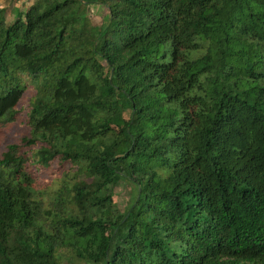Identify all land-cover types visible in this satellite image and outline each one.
Masks as SVG:
<instances>
[{"label":"trees","instance_id":"16d2710c","mask_svg":"<svg viewBox=\"0 0 264 264\" xmlns=\"http://www.w3.org/2000/svg\"><path fill=\"white\" fill-rule=\"evenodd\" d=\"M82 3L108 18L74 41ZM22 76L35 149L0 153V264H61L63 249L87 264H264V0H38L10 23L0 8V124ZM119 97L130 118L115 130ZM55 159L76 179L48 206L27 166ZM119 177L135 195L117 215Z\"/></svg>","mask_w":264,"mask_h":264},{"label":"rangeland","instance_id":"374dc122","mask_svg":"<svg viewBox=\"0 0 264 264\" xmlns=\"http://www.w3.org/2000/svg\"><path fill=\"white\" fill-rule=\"evenodd\" d=\"M37 1L0 0V8L5 12L6 22L10 23ZM79 10L81 15H76L68 20L71 34L75 37L74 41H78L79 35L98 30L106 23L108 18V11L100 5L92 4L88 6L82 3ZM101 64L106 68L104 63ZM21 82L25 86V91L18 104L16 119L11 124H0V153L10 144L21 145V151L28 155L35 149V146L24 145L23 140L28 136L27 113L30 103L36 97L37 87L27 76H22ZM111 115L114 123L113 129L115 130L129 120L130 107L123 98H117ZM27 169L34 179V187L38 196L44 200L46 205L51 206L55 202L54 198L62 192L61 198H69L66 186H70L76 177L74 170L71 171L72 168L68 162H61L59 159H55L50 162L48 167L29 163ZM108 192L112 195V212L118 215L123 214L132 203L135 188L128 180L119 177L115 185L108 189ZM65 208L69 210L70 205H66ZM59 257L61 264H87L75 259L72 253L65 249L59 251Z\"/></svg>","mask_w":264,"mask_h":264}]
</instances>
